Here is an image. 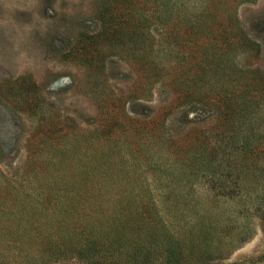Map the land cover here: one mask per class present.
Returning a JSON list of instances; mask_svg holds the SVG:
<instances>
[{"label": "rangeland", "instance_id": "obj_1", "mask_svg": "<svg viewBox=\"0 0 264 264\" xmlns=\"http://www.w3.org/2000/svg\"><path fill=\"white\" fill-rule=\"evenodd\" d=\"M0 264H264V0H0Z\"/></svg>", "mask_w": 264, "mask_h": 264}]
</instances>
